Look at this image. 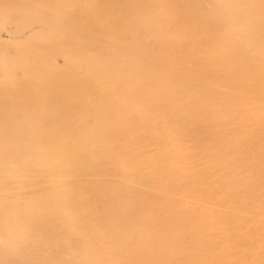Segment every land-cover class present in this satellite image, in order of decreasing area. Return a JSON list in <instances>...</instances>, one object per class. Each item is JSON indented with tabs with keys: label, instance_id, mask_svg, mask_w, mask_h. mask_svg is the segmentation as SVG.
I'll use <instances>...</instances> for the list:
<instances>
[{
	"label": "rangeland",
	"instance_id": "obj_1",
	"mask_svg": "<svg viewBox=\"0 0 264 264\" xmlns=\"http://www.w3.org/2000/svg\"><path fill=\"white\" fill-rule=\"evenodd\" d=\"M26 3L0 0V264H264V0Z\"/></svg>",
	"mask_w": 264,
	"mask_h": 264
},
{
	"label": "bare ground",
	"instance_id": "obj_2",
	"mask_svg": "<svg viewBox=\"0 0 264 264\" xmlns=\"http://www.w3.org/2000/svg\"><path fill=\"white\" fill-rule=\"evenodd\" d=\"M28 0H22V3L23 4H27L26 2H27ZM2 16V15H1ZM253 24V23H252ZM256 24V23H255ZM256 29V28H255ZM222 34H224L223 32H222ZM222 36H225V35H222ZM238 37V36H237ZM250 45V44H249ZM252 46V45H251ZM254 48H256V47H254ZM249 49V48H248ZM257 49V48H256ZM256 49H254V50H256ZM257 51V50H256ZM252 52V50H250V53ZM254 53V52H253ZM252 53V54H253ZM228 54H229V52H228ZM232 55V54H231ZM241 57V56H240ZM240 57H238V59L240 58ZM236 59V58H235ZM223 60V59H222ZM227 61V60H226ZM224 62V61H223ZM227 63H228V61H227ZM238 63H239V61H238ZM229 64V63H228ZM232 64L234 65V63L232 62ZM252 64V63H251ZM224 65V64H223ZM227 65V64H226ZM258 66V65H257ZM236 67H238V66H236ZM237 69V68H236ZM222 70V69H221ZM222 74V73H221ZM125 108V107H124ZM262 225V224H261ZM264 230V229H263ZM243 238V237H242ZM256 244V243H255ZM257 247V246H256ZM251 248V247H250ZM255 249V248H254ZM252 251H253V248H252ZM256 251V250H255ZM260 258V257H259ZM264 259V258H263ZM254 261V260H253ZM262 263V262H261Z\"/></svg>",
	"mask_w": 264,
	"mask_h": 264
}]
</instances>
